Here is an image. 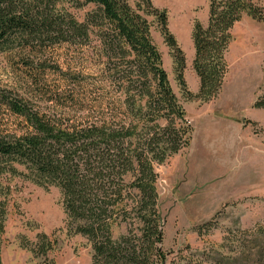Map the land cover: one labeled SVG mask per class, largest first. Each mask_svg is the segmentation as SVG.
Wrapping results in <instances>:
<instances>
[{
	"label": "trees",
	"instance_id": "trees-1",
	"mask_svg": "<svg viewBox=\"0 0 264 264\" xmlns=\"http://www.w3.org/2000/svg\"><path fill=\"white\" fill-rule=\"evenodd\" d=\"M207 7L206 24L195 20L191 30V65L199 83L193 95L166 12L151 0H0V55L66 44L91 52L100 67L97 75H70L87 81L83 97L69 100L84 105L85 115L57 109L65 98L45 99V92L27 97L0 86V264L13 206L9 179L15 177L59 190L67 229L90 244V264L166 263L156 167L189 148L193 128L170 85L148 18L160 27L183 95L203 103L221 91L234 26L245 17L264 24V9L255 0H207ZM35 63L25 66L46 68L44 61ZM29 75L37 86L39 75ZM252 107L264 111V75ZM12 118L15 127L9 125ZM122 225L126 232L114 238ZM56 246L53 234L41 233L29 250L52 264ZM219 249L227 251L226 264H264V221L228 232Z\"/></svg>",
	"mask_w": 264,
	"mask_h": 264
},
{
	"label": "rangeland",
	"instance_id": "rangeland-1",
	"mask_svg": "<svg viewBox=\"0 0 264 264\" xmlns=\"http://www.w3.org/2000/svg\"><path fill=\"white\" fill-rule=\"evenodd\" d=\"M255 2L264 9V0ZM151 3L166 12L168 30L186 58V88L195 95L199 83L191 65V30L195 20L206 24L207 0ZM76 16L81 18L82 13L76 12ZM148 20L170 85L193 128L189 148L156 167L165 264H226L223 255L227 251L219 249V245L227 233L251 230L264 221V111L252 107L263 85L264 24L245 17L234 26L221 91L203 103L183 95L160 27L154 17ZM37 60L44 61L46 68L34 66L32 71L25 66ZM99 69L91 52L84 53L75 46L57 44L32 54L15 48L0 55V86L27 97L45 92V99L65 98L64 105L58 101L63 107L57 109L85 115L84 105L69 100L83 97L87 81L70 75L79 71L95 75ZM29 72L39 75L37 86ZM54 102L41 104L48 107ZM15 122L12 118L9 125L15 127ZM9 183L13 206L6 217L1 264H50L29 250L41 233L53 234L57 239L49 255L52 264H90V244L67 229L58 189L45 190L20 177L9 179ZM125 232L126 226L122 225L115 228L113 237Z\"/></svg>",
	"mask_w": 264,
	"mask_h": 264
},
{
	"label": "bare ground",
	"instance_id": "bare-ground-1",
	"mask_svg": "<svg viewBox=\"0 0 264 264\" xmlns=\"http://www.w3.org/2000/svg\"><path fill=\"white\" fill-rule=\"evenodd\" d=\"M184 1H187V0H184Z\"/></svg>",
	"mask_w": 264,
	"mask_h": 264
},
{
	"label": "water",
	"instance_id": "water-1",
	"mask_svg": "<svg viewBox=\"0 0 264 264\" xmlns=\"http://www.w3.org/2000/svg\"><path fill=\"white\" fill-rule=\"evenodd\" d=\"M161 226H162V223H161Z\"/></svg>",
	"mask_w": 264,
	"mask_h": 264
}]
</instances>
